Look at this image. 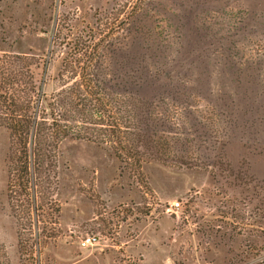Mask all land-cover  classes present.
<instances>
[{
  "label": "rangeland",
  "instance_id": "1",
  "mask_svg": "<svg viewBox=\"0 0 264 264\" xmlns=\"http://www.w3.org/2000/svg\"><path fill=\"white\" fill-rule=\"evenodd\" d=\"M141 60L164 97L133 150L99 100ZM24 95L43 150L7 127ZM0 264H264V0H0Z\"/></svg>",
  "mask_w": 264,
  "mask_h": 264
},
{
  "label": "trees",
  "instance_id": "2",
  "mask_svg": "<svg viewBox=\"0 0 264 264\" xmlns=\"http://www.w3.org/2000/svg\"><path fill=\"white\" fill-rule=\"evenodd\" d=\"M17 59L22 61L23 58L21 56H17ZM147 62L148 61L145 60L135 61L137 69H140L143 72L146 71L144 75H134V86L136 87L135 90L122 89L112 91L114 87L105 85V87H107L110 92H108L107 90V99L104 100L103 98H100L99 100L102 105L110 106L111 103V106L117 108L118 112H120L121 114L125 113V116L122 117L128 120L127 123H129V127L133 128L134 137L131 140V145L129 146L133 150L134 147H137V149L139 150L140 146L148 148L150 147V144L152 142L158 141V139H160L157 136V132L155 130V127L157 126L158 116L156 113H154V110L156 107L155 102L163 101L164 95L163 91H161L159 71H161V69H164L165 66L163 63L158 62V64H155L156 69L152 70L150 69V67H148ZM85 73L86 71H83V76H81V86H90V79H88L87 76H84ZM9 77L11 79H8L7 76V89H10L9 87L12 86L13 83H15V81H12L14 79L12 78V75ZM92 85H95V83L91 84V87ZM101 85L98 93H100V91L102 90H106V88L102 89ZM102 87L104 86L102 85ZM31 89L33 92L35 89H37V87H34L32 85ZM147 90H150L148 94L146 93ZM75 92L81 98L80 90H76ZM23 97H25V99H23L21 101L22 103L20 102L18 105L16 104V102H12V105H17V107L15 109L9 110V112L6 114V117H8L7 119L9 120L7 127L12 131L14 135L19 138L20 141L24 142L25 145H28L29 140H33L34 143L36 142L37 146L38 144L40 146L42 144L41 149L43 150V144L47 143L49 145L50 143V140L52 138L50 133L53 131L56 132L59 129L58 127H60L61 125L59 124V122H57V120H53L51 123L47 122L46 116H41V113V120H39V117L36 115V113L31 110L30 100H32V98H30V96L26 97L25 95ZM9 98L12 97H10L9 95ZM4 102L7 103L6 100ZM36 107H34V109H36ZM122 117L120 118L122 119ZM118 132L120 134L123 133V130L119 126Z\"/></svg>",
  "mask_w": 264,
  "mask_h": 264
},
{
  "label": "built area",
  "instance_id": "3",
  "mask_svg": "<svg viewBox=\"0 0 264 264\" xmlns=\"http://www.w3.org/2000/svg\"><path fill=\"white\" fill-rule=\"evenodd\" d=\"M99 242L98 237L95 235H86L81 238L80 244L83 247L93 246Z\"/></svg>",
  "mask_w": 264,
  "mask_h": 264
}]
</instances>
